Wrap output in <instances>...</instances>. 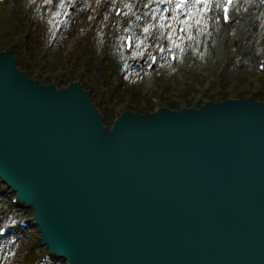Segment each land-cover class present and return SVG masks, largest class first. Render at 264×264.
Instances as JSON below:
<instances>
[{
  "label": "water",
  "instance_id": "1",
  "mask_svg": "<svg viewBox=\"0 0 264 264\" xmlns=\"http://www.w3.org/2000/svg\"><path fill=\"white\" fill-rule=\"evenodd\" d=\"M0 56V174L70 264H264V104L124 113Z\"/></svg>",
  "mask_w": 264,
  "mask_h": 264
},
{
  "label": "rangeland",
  "instance_id": "2",
  "mask_svg": "<svg viewBox=\"0 0 264 264\" xmlns=\"http://www.w3.org/2000/svg\"><path fill=\"white\" fill-rule=\"evenodd\" d=\"M60 4L56 0L49 4H45L44 0H0V52L14 51L18 56V67L28 72L29 76L37 71L38 79L44 84L49 82L59 87V82L80 81L98 110L108 119L106 128H112L117 111L138 106L139 100L145 99L144 95L150 96L152 101L182 104L187 98L199 101L206 96L210 99L225 88L231 91L238 84L236 80L242 89L251 91L258 90L263 84L264 71H260L259 63L264 57V9L261 11L237 4L235 9L240 14L237 13L236 24L225 28L222 35L215 27L211 14L200 11L197 19L188 25L187 35L179 36L175 29L171 31L170 36L178 39L179 43L183 42L180 45V62L174 66L162 62L157 70L148 73L140 65L143 58L133 69L131 56L123 52L121 42L118 39L106 40L105 32L113 17L115 0L105 2L102 6L105 11L101 14L88 13L87 6L74 31H70V22L63 18L65 6L60 7ZM152 29L162 34L161 26H152ZM225 35L229 37L228 47L223 44ZM190 36L195 40L191 47L185 44ZM214 42L219 48H214ZM203 46L204 49H201ZM42 48L50 51L44 60L38 57ZM200 52L204 63L199 58ZM111 53L116 55L117 62L114 58L110 60ZM114 64L117 82L123 85L117 97L111 95L110 73ZM151 88L155 89V93L150 91ZM139 93L141 97H137ZM126 94L131 97L121 100ZM6 189L0 191V226L8 222L16 227L17 219L24 213H28L33 220L31 209L23 205L21 211L12 207L7 197L9 190ZM21 239H29L26 247ZM21 239L13 251L7 243L4 244L0 251V264H27L28 257L37 264H63V261H53V256L42 245L37 229L29 231Z\"/></svg>",
  "mask_w": 264,
  "mask_h": 264
},
{
  "label": "snow or ice",
  "instance_id": "3",
  "mask_svg": "<svg viewBox=\"0 0 264 264\" xmlns=\"http://www.w3.org/2000/svg\"><path fill=\"white\" fill-rule=\"evenodd\" d=\"M45 4H49L52 3L53 0H44ZM160 3H167V4H175V7L173 9H165L164 13L162 14L161 17V21H160V26L162 29L165 30H171L172 28H176L177 29V33H182L185 32L186 29L185 27H183V25H190L191 22V12H185V18L183 20H181L179 13L183 10H185L189 4V0H159ZM205 0H195V2L193 3L192 7L195 8L198 4L200 3H204ZM229 3H231V0H228ZM63 0H61V4L60 7H63ZM168 12H173L175 13V15H172L171 17H169V15L167 14ZM57 15H59V13H57ZM171 20V23H169L168 21ZM148 29H145V31H147ZM129 46H131V38L129 37ZM169 39L172 40L173 44H176V40L173 37H169ZM159 47V46H158ZM177 47H179V45H177ZM161 51H164L163 48H161ZM153 60H155V57L152 58ZM173 59H175V56H173Z\"/></svg>",
  "mask_w": 264,
  "mask_h": 264
},
{
  "label": "bare ground",
  "instance_id": "4",
  "mask_svg": "<svg viewBox=\"0 0 264 264\" xmlns=\"http://www.w3.org/2000/svg\"><path fill=\"white\" fill-rule=\"evenodd\" d=\"M212 1H213V5H212V9L211 10L215 9V7L217 6V4L219 3L220 0H212ZM220 30H221L222 34H224L225 30L223 28H221Z\"/></svg>",
  "mask_w": 264,
  "mask_h": 264
}]
</instances>
